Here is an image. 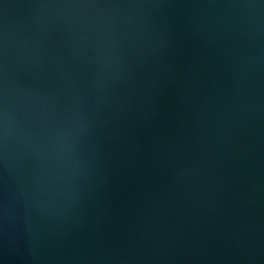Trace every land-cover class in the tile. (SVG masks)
Listing matches in <instances>:
<instances>
[{"label":"water","instance_id":"1","mask_svg":"<svg viewBox=\"0 0 264 264\" xmlns=\"http://www.w3.org/2000/svg\"><path fill=\"white\" fill-rule=\"evenodd\" d=\"M0 264H264V0H0Z\"/></svg>","mask_w":264,"mask_h":264}]
</instances>
